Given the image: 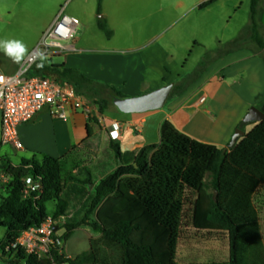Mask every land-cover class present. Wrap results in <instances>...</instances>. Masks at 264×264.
Instances as JSON below:
<instances>
[{"label":"trees","instance_id":"trees-1","mask_svg":"<svg viewBox=\"0 0 264 264\" xmlns=\"http://www.w3.org/2000/svg\"><path fill=\"white\" fill-rule=\"evenodd\" d=\"M102 1L98 0V14ZM216 1L209 0L199 9ZM98 27L108 38L112 36L106 20H99ZM238 50L242 48L206 56L186 78L189 85L217 58ZM30 76L49 77L69 84L81 96L95 97L101 114L110 105L101 98L102 92L110 91L113 102L125 98L113 89L95 86L76 70L48 61L42 69L36 65ZM160 134V144L131 153H122L119 143L112 140L98 152L97 136L88 126L83 143L62 158H32L18 165L1 158L0 176L6 179L0 191V226L6 230L0 246L3 263L173 264L179 244L195 237L227 242L229 264H264L256 206L264 186V120L228 150L192 139L169 120L162 124ZM95 152L98 156L91 161ZM28 177L33 185L25 182ZM35 185L39 188L32 191ZM50 203L53 219L70 212L73 216L65 239L81 226L100 235L90 241L89 252L65 259L51 249L47 258H39L17 244L24 232L48 219Z\"/></svg>","mask_w":264,"mask_h":264},{"label":"crops","instance_id":"crops-1","mask_svg":"<svg viewBox=\"0 0 264 264\" xmlns=\"http://www.w3.org/2000/svg\"><path fill=\"white\" fill-rule=\"evenodd\" d=\"M63 1L0 0V12L4 9L12 12L14 8L17 11L28 10L42 23L39 33L34 32L27 45L30 53L39 41L42 30L56 20ZM200 3L187 7L184 0H179L176 6L194 10L199 8ZM82 4L86 5V1H82ZM94 13L96 15L97 12H93V9L86 12L84 8L76 14L75 18L79 20L77 32L81 23L84 24L82 37L65 44L66 48L59 56L66 60L59 65L76 70L95 86L113 89L125 98L143 96L169 84L175 87L178 82L190 76L173 74L167 63L174 61L173 52L166 53V46L162 44L156 46V40L154 42L152 39L156 35L141 42L129 34L120 47L112 43V39L104 42L91 29L89 19ZM48 64L55 65L51 60ZM19 68L20 65L5 68V74H15ZM107 93L111 94L110 91ZM83 97L91 105L90 116L81 111H70L68 119L62 121L44 110L32 123L18 129L23 145L21 150L1 144L0 119V159L6 158L18 165L32 158H62L72 148L83 143L88 135V126L96 136H101L103 143L113 139L112 134L118 136L113 141L119 143L122 153H131L160 144L161 127L167 120L192 139L220 149H230L232 137L236 129L242 126L249 110L256 107L264 113V59L244 49L217 58L181 94L170 96L162 109L144 114L127 115L114 104H110L101 114L95 105V97ZM89 118H96L97 122L90 123ZM1 179L2 182L6 181L3 176H0V182Z\"/></svg>","mask_w":264,"mask_h":264},{"label":"rangeland","instance_id":"rangeland-1","mask_svg":"<svg viewBox=\"0 0 264 264\" xmlns=\"http://www.w3.org/2000/svg\"><path fill=\"white\" fill-rule=\"evenodd\" d=\"M82 1H86L85 7L82 6ZM177 1L179 0H105L101 14H98L97 0H64L58 14L63 7L65 14L72 17H77L76 14L80 9L85 8L86 12L93 9V12L97 13L96 15L94 13V16L89 19L91 29L101 40L108 42L112 39L111 42L118 47L126 41L129 34L134 40L141 42L156 35L152 38L154 42L156 40V46L162 44L166 46V53L173 52L174 61H167L173 74L192 75L206 56L213 58L216 52L227 49L242 48L264 59V14H262L264 0H256L254 7L252 0H218L202 10L199 8L194 10L177 8ZM184 1L186 6H190L203 0ZM90 4L93 5L90 7ZM102 19L106 20L107 24L109 23L108 29L112 32L111 38H108L98 27V22ZM41 24L28 10L17 11V8H14L12 12H9L4 9L0 12V40L19 39L27 46L33 33H39ZM52 24L42 30L36 46ZM83 26L84 24L81 23L78 34L74 38L82 37ZM85 33L88 35V29ZM65 60L63 56L59 55H55L51 59L55 65L62 64ZM17 65L5 56L3 51H0L1 72L5 73V68ZM189 83L188 79L178 82L174 87L176 89L172 92L173 97L179 95L180 88L188 86ZM110 95L102 92L101 98L107 100L109 104H114ZM256 124H242L241 128L250 132ZM111 140L113 141V139ZM108 142L103 143L101 136L98 135L96 138L98 152L104 149ZM98 152L92 155L91 161L98 156ZM206 182L210 183L211 177H207ZM4 183L1 179L0 185L2 186ZM256 206L264 239V186L259 190ZM47 209L48 216L53 219V203L48 204ZM72 217L70 212L68 216H65V221H59L60 218L53 219L55 239L60 243L52 249H57L65 259H74L89 252L90 241L100 237L92 228L81 226L73 231L69 239H65L67 226L73 224ZM5 239L6 230L0 226V246L4 244ZM0 257H2L1 250ZM229 259L230 248L227 242L220 243L194 237L179 244L177 257L173 264H229ZM0 264H4L1 259Z\"/></svg>","mask_w":264,"mask_h":264},{"label":"built area","instance_id":"built-area-1","mask_svg":"<svg viewBox=\"0 0 264 264\" xmlns=\"http://www.w3.org/2000/svg\"><path fill=\"white\" fill-rule=\"evenodd\" d=\"M78 27L79 20L66 15L63 7L41 41L30 53L42 52L47 57L46 61H50L53 56L65 50V44L74 38ZM38 62V59L34 61L30 55L26 57L15 74L8 75L0 71L2 145H11L21 150L23 145L18 136V129L32 123L35 117L44 110H48L53 118L62 121L68 119L70 111H81L88 116L92 112L87 100L69 84L49 77L30 76ZM117 137L112 134L114 140ZM29 185H33L32 181ZM38 188L39 186L35 185L32 191ZM65 220V216L59 219L61 222ZM58 243L60 242L55 239L54 221L50 217L40 227L24 232L17 242L26 253L34 254L39 258H47L50 249Z\"/></svg>","mask_w":264,"mask_h":264},{"label":"water","instance_id":"water-1","mask_svg":"<svg viewBox=\"0 0 264 264\" xmlns=\"http://www.w3.org/2000/svg\"><path fill=\"white\" fill-rule=\"evenodd\" d=\"M173 89L174 84H169L143 96L118 99L114 101V105L120 112L127 115L144 114L147 112L160 110L169 100ZM263 120L264 113L261 112L258 108L252 107L244 118L243 124L260 123ZM245 135L246 133L242 130L241 127L237 128L230 142V148H233L237 144V142ZM119 164L121 165V163ZM216 195L217 192L214 193L215 200Z\"/></svg>","mask_w":264,"mask_h":264},{"label":"clouds","instance_id":"clouds-1","mask_svg":"<svg viewBox=\"0 0 264 264\" xmlns=\"http://www.w3.org/2000/svg\"><path fill=\"white\" fill-rule=\"evenodd\" d=\"M0 51H3L4 55L10 58L14 63L22 64L26 57L30 55L35 59L39 60L37 68L42 69L45 66L47 57L42 52L29 53L26 44L19 39H5L0 40ZM26 183H31V177L26 178Z\"/></svg>","mask_w":264,"mask_h":264}]
</instances>
